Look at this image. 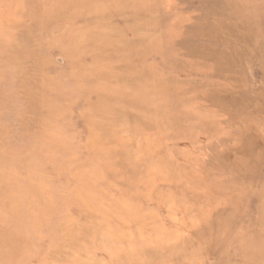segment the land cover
I'll return each mask as SVG.
<instances>
[{
  "label": "rangeland",
  "instance_id": "374dc122",
  "mask_svg": "<svg viewBox=\"0 0 264 264\" xmlns=\"http://www.w3.org/2000/svg\"><path fill=\"white\" fill-rule=\"evenodd\" d=\"M0 264H264V0H0Z\"/></svg>",
  "mask_w": 264,
  "mask_h": 264
}]
</instances>
